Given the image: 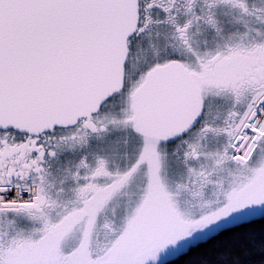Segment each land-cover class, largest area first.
<instances>
[{
    "label": "snow or ice",
    "instance_id": "1",
    "mask_svg": "<svg viewBox=\"0 0 264 264\" xmlns=\"http://www.w3.org/2000/svg\"><path fill=\"white\" fill-rule=\"evenodd\" d=\"M210 242L264 264V0H0V264Z\"/></svg>",
    "mask_w": 264,
    "mask_h": 264
},
{
    "label": "trees",
    "instance_id": "2",
    "mask_svg": "<svg viewBox=\"0 0 264 264\" xmlns=\"http://www.w3.org/2000/svg\"><path fill=\"white\" fill-rule=\"evenodd\" d=\"M221 238H223V237H221ZM211 244H212V242H210V243L207 244V245H203V246L201 247V249H199V250H194L192 253L189 254V256H187V257H182V258L178 259V260L175 262V264H185V261H187L190 257H192V256H196V255L202 253L203 251L207 250L209 247H211Z\"/></svg>",
    "mask_w": 264,
    "mask_h": 264
}]
</instances>
